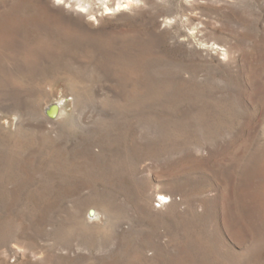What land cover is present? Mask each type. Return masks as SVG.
Returning <instances> with one entry per match:
<instances>
[{"label":"rangeland","instance_id":"rangeland-1","mask_svg":"<svg viewBox=\"0 0 264 264\" xmlns=\"http://www.w3.org/2000/svg\"><path fill=\"white\" fill-rule=\"evenodd\" d=\"M0 264H264V0H0Z\"/></svg>","mask_w":264,"mask_h":264},{"label":"water","instance_id":"water-1","mask_svg":"<svg viewBox=\"0 0 264 264\" xmlns=\"http://www.w3.org/2000/svg\"><path fill=\"white\" fill-rule=\"evenodd\" d=\"M46 112L48 115H50L51 117H56L58 114V105L56 102H53L51 104L48 105ZM96 210L95 209H91L90 210V215L94 216Z\"/></svg>","mask_w":264,"mask_h":264},{"label":"bare ground","instance_id":"bare-ground-1","mask_svg":"<svg viewBox=\"0 0 264 264\" xmlns=\"http://www.w3.org/2000/svg\"><path fill=\"white\" fill-rule=\"evenodd\" d=\"M55 102L57 103V105H58V110L60 111L62 101H55ZM62 104H63V103H62Z\"/></svg>","mask_w":264,"mask_h":264},{"label":"built area","instance_id":"built-area-1","mask_svg":"<svg viewBox=\"0 0 264 264\" xmlns=\"http://www.w3.org/2000/svg\"><path fill=\"white\" fill-rule=\"evenodd\" d=\"M160 205V203H158Z\"/></svg>","mask_w":264,"mask_h":264},{"label":"snow or ice","instance_id":"snow-or-ice-1","mask_svg":"<svg viewBox=\"0 0 264 264\" xmlns=\"http://www.w3.org/2000/svg\"><path fill=\"white\" fill-rule=\"evenodd\" d=\"M58 2H59V0H58Z\"/></svg>","mask_w":264,"mask_h":264}]
</instances>
